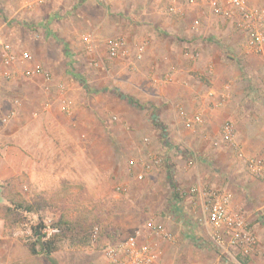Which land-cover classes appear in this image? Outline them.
Listing matches in <instances>:
<instances>
[{
    "label": "rangeland",
    "instance_id": "rangeland-1",
    "mask_svg": "<svg viewBox=\"0 0 264 264\" xmlns=\"http://www.w3.org/2000/svg\"><path fill=\"white\" fill-rule=\"evenodd\" d=\"M206 2L0 0V34L14 55L0 66L10 71L0 76V264H113L109 249L136 232L155 248L181 243L177 258L184 250L190 264H264V168L249 165L264 164L253 151L264 141V44L248 47L236 12L220 17ZM178 16L194 26L192 42L169 37ZM211 16L225 23L213 21L218 38ZM158 17L163 27L152 24ZM150 30L166 33L167 52L148 47ZM18 194L31 211L6 198ZM215 194L256 238L249 253L214 240ZM36 226L57 227L51 239L64 231L49 258L29 250L50 239L37 240Z\"/></svg>",
    "mask_w": 264,
    "mask_h": 264
},
{
    "label": "built area",
    "instance_id": "built-area-1",
    "mask_svg": "<svg viewBox=\"0 0 264 264\" xmlns=\"http://www.w3.org/2000/svg\"><path fill=\"white\" fill-rule=\"evenodd\" d=\"M191 3L197 0H189ZM213 14L223 17H232V10L239 16L237 25L247 32L249 35L247 46L250 48L259 49L264 44V31L260 28L264 21V8L249 6L245 0H205ZM230 5L229 7L226 5ZM232 9V10H231ZM195 23L197 21L195 20ZM87 39V36L84 37ZM121 45V40L116 38H109L107 46L109 53L114 55ZM8 46L4 43L0 34V66H7L6 64L14 59V55L8 51ZM26 75L30 71L24 72ZM10 71L8 69L0 70V76H8ZM226 127V128H225ZM225 136L228 137L229 128L225 126ZM249 165L253 171L261 172L264 164L260 160L249 159ZM209 201L207 207V221L213 228L221 230L216 234L214 240L218 243H223L227 240L228 243L237 244L243 247L245 253L252 251L256 244V238L246 230L244 221L240 216L233 215L229 212L226 201L227 197L223 194H215ZM149 229L151 227L157 233H161L165 238H171L172 235L166 232L160 225H152L148 223ZM57 227L44 228L42 233L44 238L57 232ZM137 234H132L126 239L109 249V256L113 264H161L158 258V253L152 245L148 243H138Z\"/></svg>",
    "mask_w": 264,
    "mask_h": 264
},
{
    "label": "crops",
    "instance_id": "crops-1",
    "mask_svg": "<svg viewBox=\"0 0 264 264\" xmlns=\"http://www.w3.org/2000/svg\"><path fill=\"white\" fill-rule=\"evenodd\" d=\"M156 13H158V12H156ZM217 16H220V15H217ZM178 17H179L178 20L173 22V25H175L176 29H174L175 31L172 32L173 34L169 35V37H171L172 40L179 41V42H182V43H183L182 40H185V39H186L185 41H191L192 42L193 40H195V38H192V39H190V38L192 36H194L195 33H196V32H194L195 31L194 30V26L192 25L191 28L189 26V28L191 30L190 29L187 30L186 29V25H184L185 23L181 19L182 17L181 16H178ZM220 17H223V16H220ZM220 17L219 18L217 17L216 19H215V17H212L213 20L209 21V23H208L210 25L209 27L211 29L210 33L212 35H214L215 37H217L218 35L223 34V30L221 31V29L218 28L219 27L218 24H214L213 23V21L218 22L220 20ZM160 21H161L160 17H158L156 19V21H154V22L152 21V24H154L155 26L157 25L158 27H163L161 25L162 23ZM149 22H151V21L149 20ZM221 22L224 23V20L222 19ZM149 25H151V24H149ZM154 32L158 33L157 36H155V37H154V35H155ZM147 34H149L150 36H146L145 34H143V35L147 39V40L145 39L144 41H146L149 44L148 47H150V48L151 47H153V48L157 47V48H159L158 50L160 52L162 51V49H164V51L167 52V50H165V48H163V44L164 43H160V42H162V41H160L161 40L160 39L161 35H163V34L166 35L165 32H160V30H158V31L157 30H154V31L150 30V31H147ZM215 40H217V39H215ZM160 44L162 45V47H160ZM152 51H153V49H152ZM152 51L147 54V57H150L151 53H153V54L155 53V52H152ZM169 53H170V51H169ZM211 57H213V55H211ZM155 58H156V56H151L150 60H154ZM161 73L162 72L157 73V76L160 75ZM174 73L177 76L180 73L182 74V70H181L180 73H177V71L174 69ZM179 82H180V80H179ZM256 150L258 152H261V154H264V141L261 142L260 146H257V148L255 147V149L253 151H256ZM12 151L14 152V154L17 151V154L21 155L20 150H18L17 148H15V149L12 148ZM19 158H18V161H19ZM6 163H7V158H6L5 150L4 151H0V180H4L5 177H6V174H5ZM18 164H19V162H18ZM13 166L14 167L16 166L15 162L13 163ZM3 224L4 223L2 221V218H0V235H1V233H3V229H4V225ZM176 235H177V233L175 234L174 238L177 237ZM177 248L178 249L181 248V243H178L177 245L174 244V246H170L168 242H166V241L163 242L162 241V242L156 244L155 250L157 251L158 255L161 257L160 261H161L162 264H190L189 260H192V259L188 258L187 255L184 254V250H180V252H181L180 256L182 255V257H180L179 259L177 258ZM34 256H45V257H48L49 255L42 254V253H36V254H34ZM185 257L188 258V259H186ZM48 258H46L45 261H47ZM196 262L199 263V264H205V262L203 263L201 260L200 261H196Z\"/></svg>",
    "mask_w": 264,
    "mask_h": 264
},
{
    "label": "trees",
    "instance_id": "trees-1",
    "mask_svg": "<svg viewBox=\"0 0 264 264\" xmlns=\"http://www.w3.org/2000/svg\"><path fill=\"white\" fill-rule=\"evenodd\" d=\"M6 198L9 200V202L14 207V209H16L18 211L21 210V211L27 212V211H31L32 210V206L29 205L26 201H24L23 198L19 194L16 197H13V196H8L7 197L6 196ZM0 218H2L4 220V222H5V220L7 218V215H6L5 211L4 212H0ZM84 222L88 223L89 225L93 224V222L91 223L89 219L88 220L85 219ZM76 225L80 227L81 222H77ZM4 227H6V226L4 225ZM75 228L76 227L69 226L68 227V231L69 230L70 231L75 230ZM63 232H64L63 229H61V232L59 234L54 236L52 239L50 238V239H48L46 241H42L39 245H37L35 243L31 244L30 247H29L30 252L34 253V254L42 253V254L50 255L57 248V242H58L57 239H58L59 236H62ZM76 232L79 233V229L76 230ZM34 233L36 235V239L37 240H40L43 237V235H44L43 233H41L38 230V226L35 227ZM243 261H245V260H243Z\"/></svg>",
    "mask_w": 264,
    "mask_h": 264
}]
</instances>
